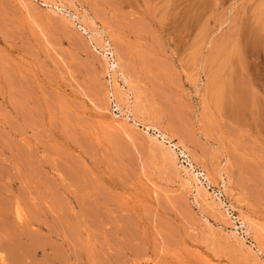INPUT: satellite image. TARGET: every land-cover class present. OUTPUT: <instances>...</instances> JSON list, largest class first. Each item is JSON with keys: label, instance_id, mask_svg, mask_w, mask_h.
Segmentation results:
<instances>
[{"label": "rangeland", "instance_id": "obj_1", "mask_svg": "<svg viewBox=\"0 0 264 264\" xmlns=\"http://www.w3.org/2000/svg\"><path fill=\"white\" fill-rule=\"evenodd\" d=\"M0 246L264 264V0H0Z\"/></svg>", "mask_w": 264, "mask_h": 264}, {"label": "bare ground", "instance_id": "obj_2", "mask_svg": "<svg viewBox=\"0 0 264 264\" xmlns=\"http://www.w3.org/2000/svg\"><path fill=\"white\" fill-rule=\"evenodd\" d=\"M118 62V61H117ZM117 62H115V60L112 62V66H117L118 65V63ZM223 70L224 69H226L227 68V66L224 64V66H222L221 67ZM221 73V72H220ZM124 74V73H123ZM222 75V74H221ZM232 77V76H231ZM223 78V77H222ZM238 78V77H237ZM125 80V79H124ZM127 80V79H126ZM222 80V79H221ZM240 79H235V78H233V79H230V80H228L227 78H226V76L224 77V81L222 80V83H221V85H222V88L225 90V91H227V89L230 87V89L232 90V91H235L236 93L238 92V93H240L241 94V87H240ZM19 84V83H18ZM20 85V84H19ZM162 90V89H161ZM225 94H226V92H225ZM233 94V93H232ZM238 95V94H237ZM239 96V95H238ZM218 97V96H217ZM224 97H226L225 95H224ZM223 97V98H224ZM236 97V96H235ZM240 98H241V96H240ZM219 100V99H218ZM222 100V99H221ZM237 100V99H236ZM245 100V99H244ZM124 104V103H123ZM176 108V107H175ZM262 109V108H261ZM173 110V109H172ZM175 113V112H174ZM247 113V112H246ZM262 120V119H261ZM197 178V177H196ZM9 220V219H8ZM6 222V221H5ZM3 227V226H2ZM8 231V230H7ZM4 240V239H3ZM23 249V248H22ZM0 260H1V263H3V264H5L6 263V259H5V256L3 255V253H2V251H1V246H0ZM7 264V263H6Z\"/></svg>", "mask_w": 264, "mask_h": 264}, {"label": "built area", "instance_id": "obj_3", "mask_svg": "<svg viewBox=\"0 0 264 264\" xmlns=\"http://www.w3.org/2000/svg\"><path fill=\"white\" fill-rule=\"evenodd\" d=\"M107 51H108V50H107ZM109 55H110V54H109ZM109 55H108V56H109ZM113 57H114V56H113ZM111 60H112V57H110V58L107 59V61H109V62H108V69L111 70L110 72H111V74L113 75V74H116V73L118 72V70H117V67H114L113 69H111V68H112V66H110V62H111ZM116 76H117V75H116ZM108 106H109V110H111V112H115V114L118 115L117 113L119 112V110L117 109L116 100H115L114 96L111 95V94H110V96H109Z\"/></svg>", "mask_w": 264, "mask_h": 264}]
</instances>
